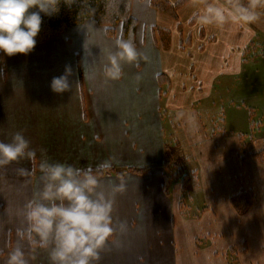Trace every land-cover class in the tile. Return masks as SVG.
Wrapping results in <instances>:
<instances>
[{
  "label": "crops",
  "instance_id": "crops-1",
  "mask_svg": "<svg viewBox=\"0 0 264 264\" xmlns=\"http://www.w3.org/2000/svg\"><path fill=\"white\" fill-rule=\"evenodd\" d=\"M208 5L224 9V19L198 23ZM130 14L140 55L122 64L117 81L105 79L102 68L120 25L108 36L87 20L26 56L0 60V141L21 131L36 149L35 160L0 166V253L15 243L46 158L101 170L97 190L106 195L124 185L114 196L116 231L98 264H225L229 250L240 264H264V161L250 155L264 135L258 128L251 134L257 107L249 106L259 99L264 116V83L253 67L263 65L264 52H247L264 41V0H188L173 12L131 0ZM66 66L71 87L54 93L49 82ZM223 92L230 99L220 107ZM172 151L192 163L182 174L194 184L197 213L180 205V176L165 180L164 154ZM21 167L30 174L20 175ZM240 192L251 201L242 215L230 203ZM23 247L30 264H48L44 250Z\"/></svg>",
  "mask_w": 264,
  "mask_h": 264
},
{
  "label": "clouds",
  "instance_id": "clouds-1",
  "mask_svg": "<svg viewBox=\"0 0 264 264\" xmlns=\"http://www.w3.org/2000/svg\"><path fill=\"white\" fill-rule=\"evenodd\" d=\"M61 0H0V60L17 54L28 55L37 44L43 17L58 13ZM224 19V9L208 5L195 19L211 22ZM114 50L106 51L107 63L102 68L105 79L117 81L122 76V64H133L140 53L131 38L117 36ZM70 67L49 82L52 92L69 91ZM194 117L190 120L194 122ZM43 152V149H41ZM22 159L35 160L36 149L21 131L11 134L7 142L0 141V166ZM106 161L99 165L106 169ZM41 188L23 207V224L15 232L16 240L6 253H0L3 264H30L23 247L39 248L47 253L48 264H98L106 242L116 231L113 203L122 183L113 184L108 195L98 191L100 177L88 168H77L63 162L41 159L38 164ZM20 175H29L18 168ZM124 223L119 227L124 229Z\"/></svg>",
  "mask_w": 264,
  "mask_h": 264
},
{
  "label": "trees",
  "instance_id": "trees-1",
  "mask_svg": "<svg viewBox=\"0 0 264 264\" xmlns=\"http://www.w3.org/2000/svg\"><path fill=\"white\" fill-rule=\"evenodd\" d=\"M188 0H178L174 4H170L166 0H150L153 8L173 12L176 6L186 3ZM131 0H61L59 11L51 17H43L38 33L37 44L43 43L48 39L61 33L65 28L76 26L87 20H92L98 25L106 27L108 36L114 35V28L120 25L121 31L119 37L131 38L134 42L135 20L130 14ZM264 150V149H263ZM262 152L254 154L252 158L260 159ZM182 159H173L172 154L165 153L163 160V168L165 180L180 176L182 184V193H185L187 185H189L188 174H182ZM142 172V170H131ZM102 171H96L101 173ZM183 202L180 201L182 206ZM231 205L238 211L244 212L250 206V197L247 193L240 192L230 200ZM236 255L233 250H229L227 255ZM226 255V256H227ZM226 260V257H225Z\"/></svg>",
  "mask_w": 264,
  "mask_h": 264
},
{
  "label": "rangeland",
  "instance_id": "rangeland-1",
  "mask_svg": "<svg viewBox=\"0 0 264 264\" xmlns=\"http://www.w3.org/2000/svg\"><path fill=\"white\" fill-rule=\"evenodd\" d=\"M257 45H259V47H257ZM247 52L249 54L251 53V55H253L254 52H255V54H257V53L258 54H262V52H264V41L261 40V41L258 42V44H256V43L252 44L251 48H248ZM261 63L263 65L259 66V63H258V60H257L255 62V64L253 65V67L258 71L257 73H255L257 75H254V77L257 80L261 79L262 83H264V60H262ZM263 86H264V84H263ZM228 99H230V98H229V96H227V93L223 92L222 96H220V107H221V105L223 107H224V105L227 106ZM256 101L257 102L255 104H253V106H252V104L251 105L249 104V106L252 107V108L253 107H257L255 110H253L254 114L251 115L252 116V122H254V124L256 126L255 130L253 132H251V134L254 135L256 133V131H257L256 128H258L259 133H261V135H264V118H263L264 116L262 114L263 113L262 110L260 108H258V107H260L259 104H258L259 99H257ZM250 103H251V101H250ZM172 124L175 127V124L174 123H172ZM173 125H172V128H171V135H172L171 139L172 138L175 139V137H177V129H175L176 127L174 128ZM219 126H220V123H219ZM180 148H181L180 146H177V149H180ZM263 149H264V144L259 145L257 143L255 145V147H254L253 154H252V152L250 154L251 157L254 154L262 152V155L260 157V160H261L260 162L262 163L264 161V150ZM171 154H172L173 159H177L179 157L178 154L176 152H174V151H172ZM180 157L182 158V160H184L183 165L186 166V170L187 169L191 170L192 169V167H191L192 163L189 161L188 156L180 155ZM193 186H194L193 182H191V183H189V185H187V188H186V191L184 193L183 200H182V202H184V205L188 208L187 210H188L189 214H193V213H197L198 212V208H197L198 207V204H197L198 196L193 198V196H194L192 194L193 193L192 190L194 189ZM234 210L239 215H242V213H243V212H238L235 208H234ZM205 244H206V242H204V245ZM234 257H235L234 255L228 254L226 256V260H225L226 263L225 264H240L238 256L236 257V261L234 260Z\"/></svg>",
  "mask_w": 264,
  "mask_h": 264
}]
</instances>
